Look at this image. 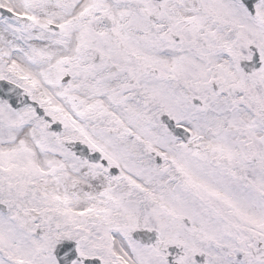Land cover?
I'll return each mask as SVG.
<instances>
[{"label": "snow or ice", "instance_id": "snow-or-ice-1", "mask_svg": "<svg viewBox=\"0 0 264 264\" xmlns=\"http://www.w3.org/2000/svg\"><path fill=\"white\" fill-rule=\"evenodd\" d=\"M0 264H264V0H0Z\"/></svg>", "mask_w": 264, "mask_h": 264}]
</instances>
